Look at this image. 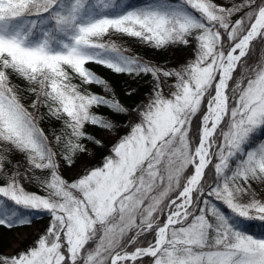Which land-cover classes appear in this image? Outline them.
Returning <instances> with one entry per match:
<instances>
[{
  "label": "rangeland",
  "instance_id": "374dc122",
  "mask_svg": "<svg viewBox=\"0 0 264 264\" xmlns=\"http://www.w3.org/2000/svg\"><path fill=\"white\" fill-rule=\"evenodd\" d=\"M117 1L49 0L45 14H40L41 10L31 12L27 6L23 8V5L16 4L13 12L0 15V24L11 30L14 37L23 43L41 35L36 48L46 49L49 36L65 28L71 27L78 34L96 30L105 32L111 28L130 29L131 25H127L120 14L107 19L82 21V13L88 4L101 7L103 12ZM143 1L144 8L153 19V32L145 31L142 41L157 48L171 43L169 61L161 65L152 64L150 69L154 78L149 84V91L136 109L137 116L131 118L125 130H121L119 135L116 131L105 129L97 135L95 144L103 143L107 146L106 157L101 163L96 161L94 166H87L93 157L90 149L82 153V156H77L74 163L68 166L63 164L61 167L58 165L64 173L54 179L51 189L39 193L24 190L14 179L0 176L1 196L11 200L21 210L48 211L51 215L44 217L42 223L35 221L25 230H16L12 245L4 248L0 256V264H80L78 262L84 253L83 247L91 237L98 239L99 245L89 260L103 262L108 250L114 248L124 232L147 224L156 210L165 216L163 222L159 221L156 225L154 241L150 247L154 248L159 241L161 243L149 255L155 257L159 252L162 255L159 253L151 264H227L239 251L248 250L244 237L226 243V232L210 227L204 216L188 225L186 209L189 189L182 194L196 167H200L196 152L207 130L209 136L205 144L206 151L200 153L205 165L202 175L210 159L214 158L215 176L209 181L211 185L208 184L212 187L211 192L207 191L204 195L217 198L222 210L232 215L242 216L254 223L264 220V193L250 197L230 180L220 177L229 159L245 154V145L254 141L251 140L253 134L264 125V20L254 35L247 37V46L241 52L234 51L235 59L239 55L238 63L247 54L250 43L260 35V48H256V53L261 51L263 62L258 68L259 72L253 74L254 69L251 68L246 71L245 82L238 89L234 102L229 104L225 92L236 64L230 78L224 82V107L220 118L215 124L211 118L217 111L216 91L221 69L228 64L233 48L248 36L258 13L264 7L260 8L248 30L244 31L243 13L232 23L231 19L223 23L225 26L220 27L214 23L215 12L222 8L214 6L213 2ZM183 5L189 11L184 10ZM53 8H57V11L52 13L51 23L47 16ZM251 9L253 7L248 9V13ZM66 11L76 13L74 25H69L67 17L63 16ZM135 13L139 14V9ZM197 20L206 29L200 31L192 41L185 42L187 38L178 29L183 30L185 25L196 23ZM165 25L177 36L172 38L174 40L163 32ZM134 32L139 33L138 28ZM101 44L117 47L110 40ZM195 115L198 118H193ZM194 119L201 121L197 141H192L193 138L189 136L190 127L195 126ZM216 130H219L213 144L216 149L212 150L211 139ZM192 143H196L194 147ZM191 163L194 171L185 186L174 197L165 200L169 191L178 187L180 177ZM67 176H72V179H67ZM155 183L161 184L157 188L159 192L150 196L148 204L137 215L135 211L149 196ZM194 186L191 195L196 189ZM167 220L170 224L162 238ZM183 222H186L184 227H174ZM86 260L83 264H86ZM117 262L122 261L115 260L114 264Z\"/></svg>",
  "mask_w": 264,
  "mask_h": 264
},
{
  "label": "trees",
  "instance_id": "16d2710c",
  "mask_svg": "<svg viewBox=\"0 0 264 264\" xmlns=\"http://www.w3.org/2000/svg\"><path fill=\"white\" fill-rule=\"evenodd\" d=\"M203 1L213 2L214 6L222 8L213 16V22L220 27L225 26L223 23H228L230 19L232 23L243 13L244 31L248 30L260 8L264 7V0ZM143 3V0H119L103 12L101 7L88 4L82 13V21L107 19L120 14L131 28L79 34L74 33L71 27L65 28L49 36L46 49L36 48L41 35L23 43L14 37L11 30L0 24V176L14 179L24 190L39 193L51 189L54 179L64 173L59 170L61 165L74 163L75 158L82 156V153L90 149L93 151L88 167L105 159L107 146L95 144L97 135L105 129L116 131L119 135L121 130H125L131 118L137 116L136 109L149 91V84L154 78L150 69L152 64L161 65L170 58L168 52L171 51V43L157 48L142 41L145 31L153 32V19ZM16 4L23 5V8L27 6L31 12L41 10L40 14H45L49 0H0V15L13 12ZM186 5L183 8L187 11L189 6L186 8ZM251 7L253 9L248 13ZM137 9L139 14L135 13ZM53 11L47 16L51 23L52 13L57 8H53ZM64 15L69 25L76 23V13L66 11ZM184 27L178 30L187 38L185 42L192 41L200 31L206 29L199 20ZM137 28L139 33L134 32ZM163 32L171 40L177 37L167 25ZM260 38L258 35L250 43L247 54L234 69L225 92L229 104L234 102L238 89L245 82L246 71L251 68L254 69L253 74L259 72L258 68L263 62L261 51L256 53V48H260ZM108 40L117 47L101 44ZM194 123L195 126L189 129V136L193 138L192 141H197L201 121L194 119ZM219 130L215 131L211 139L212 150L216 149L213 144ZM253 135L251 140L254 141L245 145V154L231 157L224 174L220 176L221 179L230 180L250 197L264 193V125ZM195 144L192 143L193 147ZM213 159L206 165L187 204L186 222L189 225L204 216L210 227L226 232V243L237 237L245 238L248 250L239 251L227 264H264V220L254 223L242 216L232 215L222 210L217 198L204 195L207 191L211 192L212 187L208 184L215 176ZM192 172L191 163L180 177L178 187L169 191L165 200L174 197L185 186ZM67 179H72V176H67ZM160 185L155 183L152 186L149 196L135 211L137 215L148 204L150 196L159 192L157 188ZM157 212L153 213L147 224L124 232L114 248L108 250L103 262L89 260L99 245L98 239L91 237L83 247L84 253L78 263L83 264L87 259L86 264H109L113 255L136 252L133 259L117 264H151L160 252L155 257L137 255L153 244L156 225L159 221L163 222L165 216ZM49 214L48 211L21 210L11 200L0 195V256L4 248L12 245L16 230H25L35 221L42 223L44 217L51 216ZM186 222L174 227H184Z\"/></svg>",
  "mask_w": 264,
  "mask_h": 264
},
{
  "label": "bare ground",
  "instance_id": "6f19581e",
  "mask_svg": "<svg viewBox=\"0 0 264 264\" xmlns=\"http://www.w3.org/2000/svg\"><path fill=\"white\" fill-rule=\"evenodd\" d=\"M264 20V10L260 13V15L258 16L257 20L255 21V23L253 24L252 28L250 29V31L248 32V36H251L254 31L256 30V28L260 25V23ZM247 37H245L240 43H238L232 50V52L230 53L229 57H228V64L226 66H224L222 69H221V72H220V80H219V83H218V86H217V91H216V99H217V103L215 105V113L214 115L211 117L212 118V121L213 123L215 124L219 118H220V113L222 112L223 110V98H222V90H223V85H224V82L230 72V69L232 67V64H233V61L235 59V54H234V51L235 50H238L239 52H241L244 48V45H245V41L247 39ZM208 136H209V131H205L202 135V140H201V144L199 146V150L197 151V155H199L200 158H202V154H200L202 151H206L205 150V144L207 142V139H208ZM202 161V159H201ZM200 167H196V174L192 177V179L190 180L189 184L187 185L186 189L183 191V194L184 195L188 189L192 188L195 183H196V180H197V172L199 171Z\"/></svg>",
  "mask_w": 264,
  "mask_h": 264
},
{
  "label": "water",
  "instance_id": "95a60500",
  "mask_svg": "<svg viewBox=\"0 0 264 264\" xmlns=\"http://www.w3.org/2000/svg\"><path fill=\"white\" fill-rule=\"evenodd\" d=\"M260 15V12L258 13V16ZM257 20V19H256ZM248 40V39H247ZM248 43V42H247ZM247 43H245V45L244 46H247ZM239 56V55H238ZM238 56L236 57V59H235V62H234V64L232 65V67H231V70H230V72H229V74H228V76H227V78H226V81L230 78V75H231V72L233 71V69H234V67H235V65H236V63H237V60H238ZM224 88H225V84L223 85V90H222V94H224ZM224 99V98H223ZM224 107V106H223ZM204 131V130H203ZM202 135V134H201ZM199 147V146H198ZM197 151H198V149H197ZM197 153V152H196ZM198 158V160H199V164H200V169H199V171H198V179H197V181H199L200 180V177H201V174H202V170H203V168H204V157H202V158H200V157H197ZM201 159H202V161H201ZM196 174V171L194 172V175ZM189 191H190V194H189V199H190V197H191V191H192V188H190L189 189ZM168 224H170V222L169 221H167L166 223H165V226L163 227V235H162V238L164 237V233H165V231H166V228H167V226H168ZM160 241L158 242V243H156V246L154 247V248H149L145 253H144V255L145 254H149V253H154L155 252V250L156 249H158V247L160 246ZM128 258H131V256H120V257H116V256H114L112 259H111V264H114V261L115 260H118V259H128Z\"/></svg>",
  "mask_w": 264,
  "mask_h": 264
}]
</instances>
